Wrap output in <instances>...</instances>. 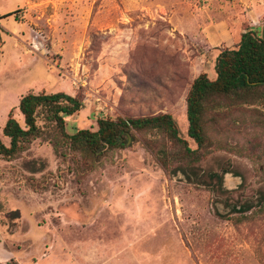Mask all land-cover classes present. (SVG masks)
<instances>
[{
	"label": "rangeland",
	"instance_id": "1",
	"mask_svg": "<svg viewBox=\"0 0 264 264\" xmlns=\"http://www.w3.org/2000/svg\"><path fill=\"white\" fill-rule=\"evenodd\" d=\"M219 24L261 28L264 0H0L1 139L11 109L22 123L21 95L43 90L82 99L69 133L170 113L194 148L185 98L214 73L226 40L210 45L205 29ZM252 129L227 135L243 154L214 147L188 174L130 137L91 166L49 133L0 157V264H264V132Z\"/></svg>",
	"mask_w": 264,
	"mask_h": 264
},
{
	"label": "trees",
	"instance_id": "2",
	"mask_svg": "<svg viewBox=\"0 0 264 264\" xmlns=\"http://www.w3.org/2000/svg\"><path fill=\"white\" fill-rule=\"evenodd\" d=\"M215 77L200 72L186 94L187 135L191 147L170 113L139 117L99 118L97 128L66 131V118L83 106L79 95L63 91L46 93L28 90L19 98L20 123L12 109L2 127L8 139L0 137V157L10 160L26 150L36 138L49 133L56 153L64 144L91 166L109 150L125 147L128 138L139 141L166 173H187L212 153L214 147L243 154V147L230 143L228 133L246 129L264 132V26H246L233 46L219 49L214 61ZM44 121L43 125L38 120ZM255 133V132H254ZM258 134V133H257ZM256 134V135H257ZM52 137V138H51ZM56 137V138H55ZM229 167L210 177L221 180ZM241 212L247 207H240ZM264 212V194L254 213Z\"/></svg>",
	"mask_w": 264,
	"mask_h": 264
},
{
	"label": "crops",
	"instance_id": "3",
	"mask_svg": "<svg viewBox=\"0 0 264 264\" xmlns=\"http://www.w3.org/2000/svg\"><path fill=\"white\" fill-rule=\"evenodd\" d=\"M255 19H256V21H258V18L257 17ZM253 21H254V19H253ZM253 24H255V23H253ZM253 24L251 26H253ZM221 26H222V24H219L217 26L216 25H213V26L206 27L205 31H206V35H207V40H208L209 43H211L210 45H213V44L216 45L217 42H219L222 39H225L226 40L225 41V45L226 46H233L236 42L239 41L240 34H241V32H242L243 29L240 30V32H238V34H236V36H234V34H230V32L226 34ZM224 28H225V26H224ZM208 76L210 78H214L215 77V72L212 75H208ZM8 106H10V105H8Z\"/></svg>",
	"mask_w": 264,
	"mask_h": 264
}]
</instances>
